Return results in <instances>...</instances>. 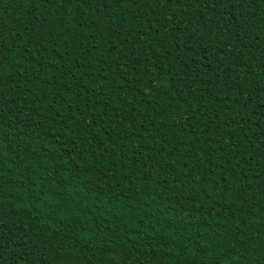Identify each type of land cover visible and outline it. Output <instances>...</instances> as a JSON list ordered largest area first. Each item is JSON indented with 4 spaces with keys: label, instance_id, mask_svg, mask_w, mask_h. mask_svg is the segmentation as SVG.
<instances>
[{
    "label": "trees",
    "instance_id": "obj_1",
    "mask_svg": "<svg viewBox=\"0 0 264 264\" xmlns=\"http://www.w3.org/2000/svg\"><path fill=\"white\" fill-rule=\"evenodd\" d=\"M0 264H264V0H0Z\"/></svg>",
    "mask_w": 264,
    "mask_h": 264
}]
</instances>
